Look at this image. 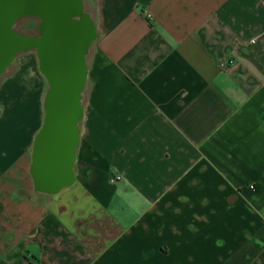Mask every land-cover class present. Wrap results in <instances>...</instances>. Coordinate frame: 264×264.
Instances as JSON below:
<instances>
[{
  "label": "crops",
  "instance_id": "1",
  "mask_svg": "<svg viewBox=\"0 0 264 264\" xmlns=\"http://www.w3.org/2000/svg\"><path fill=\"white\" fill-rule=\"evenodd\" d=\"M84 8L71 185L44 193L30 172L37 54L0 84V264H264V0Z\"/></svg>",
  "mask_w": 264,
  "mask_h": 264
},
{
  "label": "water",
  "instance_id": "2",
  "mask_svg": "<svg viewBox=\"0 0 264 264\" xmlns=\"http://www.w3.org/2000/svg\"><path fill=\"white\" fill-rule=\"evenodd\" d=\"M26 16L39 19V35L16 30L17 20ZM96 37L84 0H0V76L19 53L35 50L50 86L30 167L38 191L54 194L74 182L86 58Z\"/></svg>",
  "mask_w": 264,
  "mask_h": 264
},
{
  "label": "rangeland",
  "instance_id": "3",
  "mask_svg": "<svg viewBox=\"0 0 264 264\" xmlns=\"http://www.w3.org/2000/svg\"><path fill=\"white\" fill-rule=\"evenodd\" d=\"M38 24L39 20L37 19V17H21L17 20L16 30L23 34L37 33ZM34 55H36L35 50L19 53L9 66L8 71L4 75L0 76V84L5 76L10 75L12 72H14V70L18 68L20 63H25V61L30 56L34 57ZM36 62H38V60H36ZM30 80L34 79L31 78Z\"/></svg>",
  "mask_w": 264,
  "mask_h": 264
},
{
  "label": "built area",
  "instance_id": "4",
  "mask_svg": "<svg viewBox=\"0 0 264 264\" xmlns=\"http://www.w3.org/2000/svg\"><path fill=\"white\" fill-rule=\"evenodd\" d=\"M145 17L147 18V19H151L152 18V15H151V13H146L145 14ZM235 63V60H229V61H227V62H225L224 64L225 65H232V64H234ZM121 179V176L120 175H114L113 177H112V180L113 181H118V180H120Z\"/></svg>",
  "mask_w": 264,
  "mask_h": 264
},
{
  "label": "flooded vegetation",
  "instance_id": "5",
  "mask_svg": "<svg viewBox=\"0 0 264 264\" xmlns=\"http://www.w3.org/2000/svg\"><path fill=\"white\" fill-rule=\"evenodd\" d=\"M29 17H31V16H29ZM38 19V18H37ZM39 20V19H38ZM39 23H40V21H39ZM39 25V24H38ZM30 34H32V35H39V31H38V28H37V33H30ZM36 54H37V52H36Z\"/></svg>",
  "mask_w": 264,
  "mask_h": 264
}]
</instances>
